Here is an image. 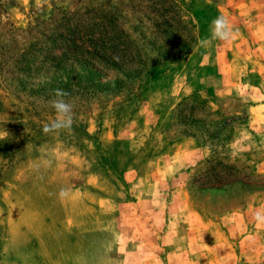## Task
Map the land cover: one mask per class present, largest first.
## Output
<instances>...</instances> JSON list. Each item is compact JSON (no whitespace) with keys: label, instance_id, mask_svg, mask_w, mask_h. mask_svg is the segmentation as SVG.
<instances>
[{"label":"rangeland","instance_id":"1","mask_svg":"<svg viewBox=\"0 0 264 264\" xmlns=\"http://www.w3.org/2000/svg\"><path fill=\"white\" fill-rule=\"evenodd\" d=\"M139 1L0 0V31L40 28L59 11L98 19ZM172 1L193 27L192 50L138 89L77 106L70 131L45 134L54 110L0 81V264H264V62L253 56L250 3L238 1L233 39L202 47L211 22L228 17L225 0ZM178 150L196 155L165 166L161 218L123 219L117 254L115 229H96L92 198L131 201L137 175ZM235 213L245 219H224Z\"/></svg>","mask_w":264,"mask_h":264},{"label":"trees","instance_id":"2","mask_svg":"<svg viewBox=\"0 0 264 264\" xmlns=\"http://www.w3.org/2000/svg\"><path fill=\"white\" fill-rule=\"evenodd\" d=\"M144 1L98 19L59 11L40 28H2L0 81L32 102L64 89L74 108L138 89L143 75L185 57L196 41L176 2Z\"/></svg>","mask_w":264,"mask_h":264},{"label":"crops","instance_id":"3","mask_svg":"<svg viewBox=\"0 0 264 264\" xmlns=\"http://www.w3.org/2000/svg\"><path fill=\"white\" fill-rule=\"evenodd\" d=\"M238 1L240 0H225V6H227L226 15L229 17L228 19L233 29H236L239 24L243 25L242 22L244 18L240 15L241 11H243L241 7L243 5L240 6V2ZM248 3H250V5L247 6ZM244 6L249 7L247 12L249 15L248 26L250 27L255 43H257L256 49L259 50V52L253 56L255 58H261L264 62V0H248L247 3H244ZM189 152L190 156L194 158L196 155L195 151L178 150L168 156L164 165L157 164L154 168H145V173L137 175L139 181L133 184L136 187L131 189L133 192L129 194V196L132 199L131 201L128 200L129 202H125L123 198L117 199L107 195H99L92 198L93 201L90 204V210L93 213L94 222L97 223L96 225L98 226L96 229H103L105 221H107L109 229H115L113 232L111 250L121 255L125 253V244L121 239H125V233L128 231V227L125 222H123V219L161 218L159 215L161 206L157 201H159L162 193V181L166 178L165 176L163 177L165 166L169 164L173 165L171 159L174 157L182 156L183 161H185L187 157L186 154H189ZM144 179H146L147 183L143 182ZM146 215H148V217ZM224 219L235 220L245 218L240 213H235L232 217H226ZM69 220L71 219H67V217H64V219H57L59 230H64L66 222ZM42 221H51V219H42ZM229 225L234 226V221L229 222ZM70 228L71 230L69 229L67 231H74L76 228L75 223H71Z\"/></svg>","mask_w":264,"mask_h":264},{"label":"clouds","instance_id":"4","mask_svg":"<svg viewBox=\"0 0 264 264\" xmlns=\"http://www.w3.org/2000/svg\"><path fill=\"white\" fill-rule=\"evenodd\" d=\"M234 36L235 32L228 17L221 14L211 22L209 35L203 37L199 43L202 47L210 46L215 40L227 42L233 39ZM68 96L69 93L64 89L56 88L52 90V98L47 100L46 103L54 110L55 116L43 125L42 131L45 134L71 130L74 123V106ZM66 194V190L61 189L59 195L64 197Z\"/></svg>","mask_w":264,"mask_h":264}]
</instances>
